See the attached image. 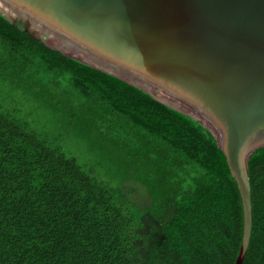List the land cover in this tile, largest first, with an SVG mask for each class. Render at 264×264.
Wrapping results in <instances>:
<instances>
[{
    "label": "trees",
    "instance_id": "1",
    "mask_svg": "<svg viewBox=\"0 0 264 264\" xmlns=\"http://www.w3.org/2000/svg\"><path fill=\"white\" fill-rule=\"evenodd\" d=\"M0 77L67 118L94 153L85 168L0 107V264L234 263L241 196L203 124L1 12ZM103 150L123 156L125 180L143 185L145 205L102 177ZM248 176L252 227L242 264H264V147L250 155Z\"/></svg>",
    "mask_w": 264,
    "mask_h": 264
},
{
    "label": "water",
    "instance_id": "2",
    "mask_svg": "<svg viewBox=\"0 0 264 264\" xmlns=\"http://www.w3.org/2000/svg\"><path fill=\"white\" fill-rule=\"evenodd\" d=\"M49 47L149 92L208 128L225 155L250 240L248 160L264 147V0H0Z\"/></svg>",
    "mask_w": 264,
    "mask_h": 264
},
{
    "label": "rangeland",
    "instance_id": "3",
    "mask_svg": "<svg viewBox=\"0 0 264 264\" xmlns=\"http://www.w3.org/2000/svg\"><path fill=\"white\" fill-rule=\"evenodd\" d=\"M0 107L24 116L26 121L44 134L49 142L60 145L67 155L75 156L79 163L88 168L94 153L86 137L78 131L74 132L67 118L53 117L48 105L42 102L36 105L28 92L1 77ZM98 157L102 165L100 169L103 171L102 177L105 180H108L111 185L125 184L126 188H129L127 195L131 203L137 206L147 203L148 195L143 185L130 179L125 180L128 172L121 154L103 150L99 152Z\"/></svg>",
    "mask_w": 264,
    "mask_h": 264
}]
</instances>
